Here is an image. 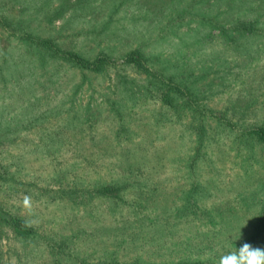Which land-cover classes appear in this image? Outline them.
<instances>
[{
    "label": "rangeland",
    "instance_id": "obj_1",
    "mask_svg": "<svg viewBox=\"0 0 264 264\" xmlns=\"http://www.w3.org/2000/svg\"><path fill=\"white\" fill-rule=\"evenodd\" d=\"M260 131L264 0H0V264L264 248Z\"/></svg>",
    "mask_w": 264,
    "mask_h": 264
},
{
    "label": "clouds",
    "instance_id": "obj_2",
    "mask_svg": "<svg viewBox=\"0 0 264 264\" xmlns=\"http://www.w3.org/2000/svg\"><path fill=\"white\" fill-rule=\"evenodd\" d=\"M28 203V198H25V204ZM218 264H264V248L244 243L238 250L222 255Z\"/></svg>",
    "mask_w": 264,
    "mask_h": 264
},
{
    "label": "trees",
    "instance_id": "obj_3",
    "mask_svg": "<svg viewBox=\"0 0 264 264\" xmlns=\"http://www.w3.org/2000/svg\"><path fill=\"white\" fill-rule=\"evenodd\" d=\"M236 29L238 31L244 30V31L250 32V31L254 30V26L252 24L247 25V24H245V22H241V23L237 24ZM49 48L51 50H53L52 45ZM56 51H58V50H56ZM67 56L68 55L64 54L62 58H65V57L67 58ZM69 60L72 62V64L76 65V67L88 68L89 63H90L89 60L81 58L80 56L75 55V54H69ZM259 134H260L261 138L264 139V131H260Z\"/></svg>",
    "mask_w": 264,
    "mask_h": 264
}]
</instances>
